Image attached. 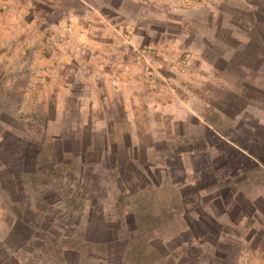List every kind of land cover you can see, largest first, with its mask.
Listing matches in <instances>:
<instances>
[{
  "label": "rangeland",
  "instance_id": "1",
  "mask_svg": "<svg viewBox=\"0 0 264 264\" xmlns=\"http://www.w3.org/2000/svg\"><path fill=\"white\" fill-rule=\"evenodd\" d=\"M259 113L264 0H0V264H264Z\"/></svg>",
  "mask_w": 264,
  "mask_h": 264
},
{
  "label": "crops",
  "instance_id": "2",
  "mask_svg": "<svg viewBox=\"0 0 264 264\" xmlns=\"http://www.w3.org/2000/svg\"><path fill=\"white\" fill-rule=\"evenodd\" d=\"M233 29L236 30V25L233 24ZM231 30V31H230ZM230 32L232 33L233 36H235V38L237 37L240 41L243 42V39H246L245 36H242L243 34H241V32H237V31H233L230 28ZM233 31V32H232ZM101 72L100 76H108L107 73H103ZM119 78V77H118ZM119 80L121 81V79L119 78ZM123 82V81H122ZM115 83H118V81H115ZM132 82H130L131 84ZM192 102L193 101H200V99L194 95L193 93L191 94V99ZM190 102H185L184 100L181 99H177V97H174L173 101H169L168 103H159L157 106V109L160 110V112L163 113H170L174 116L175 119L179 120V121H184V122H189V126L187 128L186 126V130L182 131L181 135L185 136H191V137H201L204 133V127L205 126H209L208 123L205 122V120L203 119L200 110L195 109L194 107H189ZM194 116V120L190 121L191 118ZM260 122L264 123V113H259L256 115ZM139 143V142H138ZM138 143L134 142L133 144V148H136L138 146ZM214 148L213 145L209 144V148L206 152V155H208V159H213L214 158ZM199 154L196 153H188L186 154L185 159H186V166L189 168V171L192 175L191 178V183H197L199 181V177H198V172L195 171L194 169V164H195V158L198 157ZM200 156V155H199ZM203 156V155H201ZM256 163L258 164V168L254 170V173L256 176L259 175H264V163L263 162H259L256 161ZM254 193L251 192H247V195L249 197H251L252 199H257L261 196H264V183L262 182H258L254 185ZM229 214L228 212H224ZM183 217V216H182ZM180 229H184L185 231L188 229L186 227V225ZM4 237L0 236V241H2ZM80 262V261H79ZM78 264H82L81 262Z\"/></svg>",
  "mask_w": 264,
  "mask_h": 264
},
{
  "label": "trees",
  "instance_id": "3",
  "mask_svg": "<svg viewBox=\"0 0 264 264\" xmlns=\"http://www.w3.org/2000/svg\"><path fill=\"white\" fill-rule=\"evenodd\" d=\"M209 110H214L213 105L209 104ZM206 133H207V131H206ZM6 136H4V141L6 139ZM227 145L229 146L228 149H231L233 152L236 151L237 152L236 154L239 155V157L241 159H246L248 161L255 162L256 161L255 158H256V159H260V161H262L260 154H257L252 148H250L248 146H241L240 148H237V147L231 145L230 143H228ZM51 147H52V145L49 146V150L51 149ZM243 147H245V149H243ZM48 159H49V156L43 155V160H48ZM254 168H258V164H256ZM182 194L184 195L183 192H182ZM241 198H242V200H244L246 208L249 207V209H251V210H246L244 205H242V204L240 205V207L238 209L239 210L244 209V211H246L245 212L246 215L253 216L254 214H256V212L262 211V209H263L262 207H263V203H264V197H259L257 199H253L252 200V199H249V198H245V197H243V195H241ZM236 201L239 202L238 200H236ZM188 203H189V201H186V198L184 197L183 200H182V204L187 206ZM247 205H248V207H247ZM186 220H187V224H188V227H189L188 230L191 231L192 228H193V224L191 222L192 219L187 214H186Z\"/></svg>",
  "mask_w": 264,
  "mask_h": 264
}]
</instances>
